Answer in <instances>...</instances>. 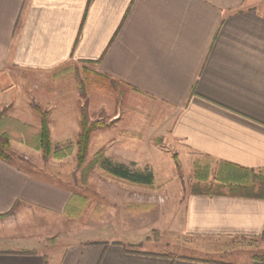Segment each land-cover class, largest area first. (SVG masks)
Returning <instances> with one entry per match:
<instances>
[{"label":"crops","instance_id":"crops-1","mask_svg":"<svg viewBox=\"0 0 264 264\" xmlns=\"http://www.w3.org/2000/svg\"><path fill=\"white\" fill-rule=\"evenodd\" d=\"M77 64L166 111L156 123L153 110L141 107L112 113L109 126L91 133V155L103 149L129 167L146 158L149 139H162L179 159L200 155L264 168V0H0V111L11 106L12 119L38 130L34 100L49 112L51 143L75 141L77 86L70 89L64 76ZM33 78L39 91L27 88ZM50 80H61L59 87ZM15 143L18 155L38 152ZM17 161L0 160V215L11 214L0 219V264H237L139 247L155 244L152 229L157 241L264 231L263 198L188 191L172 196L156 225L145 221L143 241L134 235L140 225L122 223L111 234L109 222L105 237L43 250L35 240L60 233L70 194Z\"/></svg>","mask_w":264,"mask_h":264},{"label":"rangeland","instance_id":"rangeland-1","mask_svg":"<svg viewBox=\"0 0 264 264\" xmlns=\"http://www.w3.org/2000/svg\"><path fill=\"white\" fill-rule=\"evenodd\" d=\"M74 67L75 70L71 71V69L64 76V81L67 82L70 89L75 81L78 93L77 98L79 99V118L81 107L86 108L90 120L105 124L112 123L109 122L112 113L117 111L122 113L126 107H131V109L141 107L144 110H153V112H148L150 122L152 123L158 122L166 115V111L159 110V107H153L155 105L152 102L149 103L150 101L146 102L152 104L150 105L151 108L145 104V101L142 102L139 97L130 96L129 98V90L122 84L106 79L105 77H93L88 72V68L84 71L80 69L81 64H77ZM11 80L17 81L18 76L11 77ZM33 81L39 86H34ZM33 81L29 82L27 88H30L31 92L39 91L40 80L33 78ZM60 81L50 80V86L59 87ZM17 89H12V92L15 94ZM21 93H23L22 90ZM63 96L66 95L63 94ZM69 98L72 101V97L70 96ZM34 104H37V102L32 100L30 104L31 108ZM40 108L43 109L42 107ZM32 111L39 119L38 114L33 108ZM9 112L12 113L11 106H7L0 111L2 121L4 122L2 127L7 129L11 127L19 128L17 124L20 122L12 121ZM132 113L140 112H135L132 109ZM21 130L24 131L23 136L25 134V138H29L37 132V128L35 129L33 127H22ZM11 136L13 144H10V147L15 152L14 146H18L15 140H18V138L21 139L22 137L15 133H11ZM75 141H68L61 144L51 143L53 150L66 146L72 148V152L63 158H55L53 156L45 158L38 150H36L38 152L34 153V155L19 154V156L15 153L19 160L17 163L21 164V166L32 169L37 177L51 182L53 185L65 188L69 191V197L71 195H73L72 198H74V195L78 197L77 200H70L74 202L75 206L70 207L68 213L63 212V216L67 220L65 224H62L60 233L55 235L52 232L50 236L45 238H43L45 234H41V238L35 240L37 243L40 242L37 244V247L43 250H46V247L60 248L68 243L83 239L105 237L107 236L110 223L112 229L108 233L111 234L122 223L125 226L132 225V227L134 225H140L134 235L143 241L146 233H149L148 229L145 230L143 228L146 225L145 221H147L148 227L156 225L155 221L157 217L161 216L160 212L166 209L167 205L172 204V196L175 198L183 192L191 191L193 188L195 182L193 162L195 159H198L202 164L209 162L210 172L208 174V181L210 182L213 181L218 168V162H215L213 159L209 161L200 155H195L193 157L194 159L192 160L191 158L190 161L184 157L179 159L177 153H175V148L171 144L163 142L162 139H149L145 147L146 158L141 157L136 162H130L129 167L132 170L150 169L154 173L152 187L130 184L126 181L118 180L104 173L99 168L91 169L86 176V181L83 182L81 172L83 166L78 167L75 159ZM96 142L97 137H94L89 145L85 164L92 156L91 153ZM174 155L179 160V170H177ZM70 201L68 200V202ZM127 204H132L133 206L129 207ZM135 204H142V206H135ZM124 212L129 213L130 217L125 218ZM6 215L9 217L11 214L0 215V219H4L7 217ZM149 237L151 242L155 241V244L143 242L139 247L140 249L171 254L175 257L183 256L246 264L254 254L264 252V235L254 237L236 236L222 239L187 236L175 238L167 236L163 240L157 241L158 232L152 229ZM156 241L158 242L157 244Z\"/></svg>","mask_w":264,"mask_h":264},{"label":"trees","instance_id":"trees-1","mask_svg":"<svg viewBox=\"0 0 264 264\" xmlns=\"http://www.w3.org/2000/svg\"><path fill=\"white\" fill-rule=\"evenodd\" d=\"M89 73L92 74L93 77H101L99 74L92 71ZM32 108L39 116V128L37 132L29 138H25V134L23 136L22 132L24 133V131H20V129L25 126L18 122L17 125L19 128L11 127L10 129H7L2 127L4 122L2 121V114L0 113V160L7 163H13L17 159L15 152L10 147V140L12 139L11 133H15L16 135L18 134L22 137L21 141L33 147L35 150L40 151L42 156L45 158L48 156L63 158L72 152V148L70 146L62 147L56 150L52 149L50 129L48 126L49 112L41 109L37 104H34ZM11 120L16 121L15 119ZM109 125V123L105 124L90 120L87 115L86 108H80L79 131L75 141V159L78 167L83 166L81 170L83 182L86 181V176L91 169L99 168L104 173H107L111 177L118 180H123L130 184L152 187L154 174L150 169L145 168L143 170H132L125 164L114 162L107 158L104 155L103 149L95 152L85 164L91 133L96 129L105 128ZM205 158L209 161L212 160L209 157ZM174 161L176 163L177 170H179V160L176 155H174ZM193 164V176L195 182L191 190L192 192L209 195L229 194L264 199V168H245L229 162L219 161L213 181L210 182L208 181V174L210 172L209 162L202 164L198 159H195ZM72 197L73 195L69 197V201L78 199L76 195H74V198ZM72 206H75L74 202H67L64 212L68 213L69 208ZM127 206L132 207L133 205L127 204ZM135 206L141 207L142 204H135ZM259 235H264V231ZM251 260H264V252L254 254L251 257Z\"/></svg>","mask_w":264,"mask_h":264}]
</instances>
